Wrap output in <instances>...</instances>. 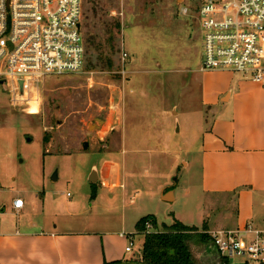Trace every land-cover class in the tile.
Returning a JSON list of instances; mask_svg holds the SVG:
<instances>
[{"label":"rangeland","instance_id":"1","mask_svg":"<svg viewBox=\"0 0 264 264\" xmlns=\"http://www.w3.org/2000/svg\"><path fill=\"white\" fill-rule=\"evenodd\" d=\"M200 1L84 0V70L48 78L15 107L0 84V210L7 206V215L16 216L12 209L16 198L25 200V210H31L37 197L38 211H31L37 219L42 212L56 214L60 221L68 211L83 213L85 220L107 212L114 230L135 242L128 256L136 260L125 261L129 263L142 258L138 251L143 236L136 232L142 214L154 216L158 230L174 219L204 229L197 224L196 209L198 202L202 212L208 201L200 187L197 154L204 112L194 97L185 98L188 104L181 102L180 75L172 71L173 53L186 36L190 45L203 48L200 18L193 10ZM184 6L191 10L188 17L180 14ZM96 119L104 123L90 128ZM122 129L124 152L118 146ZM85 142H89L87 150ZM186 160L189 169L183 165ZM111 161L123 167L124 195L118 190L109 196L101 189L97 197L111 198L112 213L91 207L99 200H93L89 181L93 165ZM163 186L176 190L175 202L161 200ZM70 203L76 207L69 209ZM221 208L207 213L216 218ZM230 212L234 215V205ZM145 227L144 235L150 221ZM243 261L230 259L229 264Z\"/></svg>","mask_w":264,"mask_h":264},{"label":"crops","instance_id":"2","mask_svg":"<svg viewBox=\"0 0 264 264\" xmlns=\"http://www.w3.org/2000/svg\"><path fill=\"white\" fill-rule=\"evenodd\" d=\"M189 40L186 36L178 43L177 51L173 53L175 67L172 71L175 76L180 75L177 79L182 91L181 102L188 104L190 101L186 102L185 98L194 97L204 112L199 128L201 147L197 154L201 165L200 187L208 201L203 203L205 209L202 212L200 204H196L197 224L202 225L203 230L183 220L174 219V222L198 228L199 233L245 230L248 226L264 230V84H257L233 71H203V48L199 50L190 45ZM174 114H178L177 108ZM177 131L181 133L179 126ZM124 138L122 129L119 150L126 146ZM132 150L138 153L137 149ZM111 162L93 165L89 181L94 190L93 200H99L91 207L112 213L111 198L97 197L101 189L109 196L118 190L124 195L126 182L120 176L123 167L119 161ZM184 164L187 169L191 167L190 161L186 160ZM185 191L189 197V191ZM159 196L165 203H168L167 199L177 200L176 190L168 186L160 188ZM36 198L35 202L32 200L31 210H25V200L16 198L24 202L21 209H16L13 203L17 218L14 213L7 215V206L0 210V264H105L136 260L134 255L128 256L133 251L126 252L130 235L126 234L127 238L122 236L124 232L114 230V220L107 212L103 216L90 215L85 220L81 218L83 213L67 210L68 215H64L62 221L56 214L49 216L42 212L43 217L38 218V222L39 216L31 213L38 211ZM230 205L235 206L234 215ZM72 206L76 207V203H70L69 209H73ZM218 206L222 208L221 212L217 211L216 218L207 213ZM141 216L136 227L147 217ZM154 220L155 223L150 221V234L161 233L165 226L174 223L158 230L155 217ZM138 234L143 236L140 253L145 235ZM191 250L197 264H229L219 257L211 242H193Z\"/></svg>","mask_w":264,"mask_h":264},{"label":"built area","instance_id":"3","mask_svg":"<svg viewBox=\"0 0 264 264\" xmlns=\"http://www.w3.org/2000/svg\"><path fill=\"white\" fill-rule=\"evenodd\" d=\"M83 7L84 0H0V81L6 82L13 107L48 78L84 70ZM193 10L203 32L201 69L233 71L264 84V0H201ZM190 12L180 9L183 17ZM23 203L16 199L14 207ZM207 234L225 263L239 258L243 264H264V230L248 226ZM128 237L127 253L134 247Z\"/></svg>","mask_w":264,"mask_h":264},{"label":"trees","instance_id":"4","mask_svg":"<svg viewBox=\"0 0 264 264\" xmlns=\"http://www.w3.org/2000/svg\"><path fill=\"white\" fill-rule=\"evenodd\" d=\"M148 221L155 223L153 216L143 218L137 224V231L145 234V224ZM199 229L188 227L179 221L171 226H165L161 233L146 234L142 248L140 264H197L191 250L192 244L212 243L207 233H199ZM129 262H113L105 264H126ZM133 263V262H132Z\"/></svg>","mask_w":264,"mask_h":264},{"label":"water","instance_id":"5","mask_svg":"<svg viewBox=\"0 0 264 264\" xmlns=\"http://www.w3.org/2000/svg\"><path fill=\"white\" fill-rule=\"evenodd\" d=\"M0 84L4 86L5 90H7V88H6V82H5L4 80H1V81H0ZM103 123H104L103 120H101V119H96L95 122H94L93 124L90 125V128H95V127L98 128V127H99V124H103ZM98 140L101 142L100 138H98ZM88 148H89V142H85V143H84V150H87ZM94 174H96V173H94ZM91 181L94 182L93 179H91ZM165 201H167V202H171L172 200H171V199H167V200H165ZM215 248H216V247H215ZM219 257H221V256H219ZM220 259H221V258H220ZM126 264H140V263H126Z\"/></svg>","mask_w":264,"mask_h":264}]
</instances>
